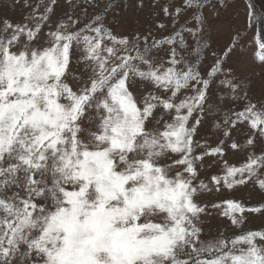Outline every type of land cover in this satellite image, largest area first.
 Instances as JSON below:
<instances>
[{"label": "snow or ice", "instance_id": "1", "mask_svg": "<svg viewBox=\"0 0 264 264\" xmlns=\"http://www.w3.org/2000/svg\"><path fill=\"white\" fill-rule=\"evenodd\" d=\"M253 214L264 0H0V264H264Z\"/></svg>", "mask_w": 264, "mask_h": 264}, {"label": "rangeland", "instance_id": "2", "mask_svg": "<svg viewBox=\"0 0 264 264\" xmlns=\"http://www.w3.org/2000/svg\"><path fill=\"white\" fill-rule=\"evenodd\" d=\"M258 7H259V3H258ZM89 11L91 12V9ZM10 14L14 15L16 18H19L20 11H19V9H17L15 13H10ZM221 39H227V36L224 35L221 37ZM233 162H235V161H233ZM262 223H264V221H262V219L258 216V214H253L252 215V222L248 225V227L255 228V227L260 226Z\"/></svg>", "mask_w": 264, "mask_h": 264}]
</instances>
